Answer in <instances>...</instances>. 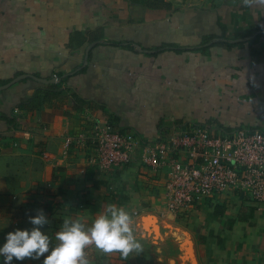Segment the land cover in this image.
<instances>
[{"label": "crops", "instance_id": "crops-1", "mask_svg": "<svg viewBox=\"0 0 264 264\" xmlns=\"http://www.w3.org/2000/svg\"><path fill=\"white\" fill-rule=\"evenodd\" d=\"M23 74L0 89V242L40 209L54 237L111 203L132 213L142 251L92 245L89 264H190L175 228L197 264H264V203L227 191L173 217L168 167L141 159L175 127L264 123V0H0V86ZM95 125L138 138L121 167L91 160Z\"/></svg>", "mask_w": 264, "mask_h": 264}, {"label": "built area", "instance_id": "built-area-1", "mask_svg": "<svg viewBox=\"0 0 264 264\" xmlns=\"http://www.w3.org/2000/svg\"><path fill=\"white\" fill-rule=\"evenodd\" d=\"M89 139L91 160L102 169L121 167L140 144L133 132L107 125H95ZM144 145V163L168 167L164 208L173 217L186 216L200 198L227 191L264 203V123L224 134L205 124L175 127Z\"/></svg>", "mask_w": 264, "mask_h": 264}, {"label": "clouds", "instance_id": "clouds-1", "mask_svg": "<svg viewBox=\"0 0 264 264\" xmlns=\"http://www.w3.org/2000/svg\"><path fill=\"white\" fill-rule=\"evenodd\" d=\"M29 221L32 227L16 228L5 234L0 242L2 264L41 257L42 264H89L86 250L92 245L106 254L118 252L127 260L143 248L135 234L132 213L116 204L105 205L90 224L79 218L65 217L54 237L44 228L49 218L42 209L30 216Z\"/></svg>", "mask_w": 264, "mask_h": 264}, {"label": "water", "instance_id": "water-1", "mask_svg": "<svg viewBox=\"0 0 264 264\" xmlns=\"http://www.w3.org/2000/svg\"><path fill=\"white\" fill-rule=\"evenodd\" d=\"M25 76H27V74H23V75H19V76L15 77L10 82L1 85L0 89L8 87L15 80L20 79V78L25 77ZM32 77H34V76H32ZM34 78L39 80V81H42V82L52 81V79L48 80V79L37 78V77H34ZM175 230L177 231L175 233V236L180 241L179 246L182 249V255L180 258L186 259L187 261H189L190 264H197V260H196L195 253H194L193 246H192V241L189 238H187L186 232L183 231L182 229H179V228L176 229L175 228Z\"/></svg>", "mask_w": 264, "mask_h": 264}, {"label": "trees", "instance_id": "trees-1", "mask_svg": "<svg viewBox=\"0 0 264 264\" xmlns=\"http://www.w3.org/2000/svg\"><path fill=\"white\" fill-rule=\"evenodd\" d=\"M242 36L245 37V36H247V35L244 33V34H242Z\"/></svg>", "mask_w": 264, "mask_h": 264}]
</instances>
